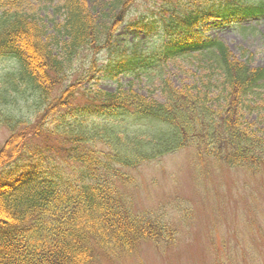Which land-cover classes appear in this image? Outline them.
<instances>
[{"label":"trees","instance_id":"16d2710c","mask_svg":"<svg viewBox=\"0 0 264 264\" xmlns=\"http://www.w3.org/2000/svg\"><path fill=\"white\" fill-rule=\"evenodd\" d=\"M89 1L61 0L44 22L28 0H0V128L9 133L0 145V264H98L142 243L170 245V222L135 212L123 188L178 150L250 176L264 171V67L197 30L211 19H264V0H103L97 13ZM138 6L142 33L153 35L147 48L146 39L116 38L136 26ZM176 61L191 68L178 87L164 72ZM98 73L154 88L143 96L115 81L103 91Z\"/></svg>","mask_w":264,"mask_h":264},{"label":"rangeland","instance_id":"374dc122","mask_svg":"<svg viewBox=\"0 0 264 264\" xmlns=\"http://www.w3.org/2000/svg\"><path fill=\"white\" fill-rule=\"evenodd\" d=\"M60 1L28 0L27 6L32 14L47 22ZM102 2L93 0L88 4L92 3L97 13ZM135 9L129 25L136 26L121 27L116 38L128 42L146 39L142 46L147 48L153 35L145 38L136 21L143 9ZM55 19L60 21L59 15ZM205 33L221 39L236 57L240 49H246L252 54L251 66L264 67V20L245 22L239 28L206 27ZM104 56L99 58V67H105ZM164 72L175 87L191 76V68L182 61L166 64ZM98 76L97 88L107 92L115 90V81L131 84L143 96L154 88L143 77L133 80L123 74L113 79L102 73ZM254 119L248 118L250 122ZM257 122L256 127L264 131V119ZM8 136V130L0 128V145ZM131 175L134 187L123 190L132 208L135 212L165 217L174 228V242L168 246L142 243L131 255L113 260L100 256L98 264H264V171L250 176L242 169H229L211 159H201L195 150L185 148L143 165Z\"/></svg>","mask_w":264,"mask_h":264}]
</instances>
